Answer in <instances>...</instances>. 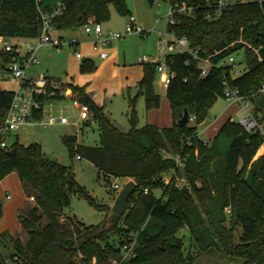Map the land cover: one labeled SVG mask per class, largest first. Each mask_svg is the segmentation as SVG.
Here are the masks:
<instances>
[{
	"label": "trees",
	"instance_id": "1",
	"mask_svg": "<svg viewBox=\"0 0 264 264\" xmlns=\"http://www.w3.org/2000/svg\"><path fill=\"white\" fill-rule=\"evenodd\" d=\"M59 1L63 8L51 20L54 30L101 24L109 18L110 5L127 14L123 0H0V37L36 38L41 29L40 12L51 11ZM216 1L167 0L174 22L167 23L166 31L186 36L188 49L212 62L241 52L246 69L233 77V62L212 68L202 77L187 52L168 55L165 63L173 74L165 87L170 126L146 123L137 127L133 99H129V130L122 132L84 86L64 85L72 98L87 105L98 130V145H79L75 136L62 137L69 155L88 160L105 177L135 183L117 222L109 224L105 219L102 224L84 225L61 217L72 194L94 203L71 170L46 159L38 143L22 145L15 139L7 148H0V180L15 172L34 201L18 217L25 242L7 232L0 234V264H9L14 256L20 264H194L200 253L214 247L228 259L264 264V153L253 160L263 134L245 133L229 118L220 125L211 145L197 133L216 97L223 98L224 83L251 102L264 127V95L257 93L264 82V1L261 5L237 3L214 16ZM182 3L190 8L189 13L176 9ZM15 56L0 49L3 64ZM94 69L91 59L80 60V72ZM155 74L154 66L145 64L136 84L134 98L143 96L146 111L160 103L152 86ZM12 96V90H0V126ZM183 109L188 116L179 125ZM41 113L32 117L39 119ZM219 136L230 139L223 153L213 147ZM12 148L15 152L10 156L6 151ZM178 179L184 184L177 185ZM184 229L189 235L187 245L185 236L178 235ZM112 237L116 243L110 241ZM130 244L133 255L122 259V246Z\"/></svg>",
	"mask_w": 264,
	"mask_h": 264
},
{
	"label": "rangeland",
	"instance_id": "2",
	"mask_svg": "<svg viewBox=\"0 0 264 264\" xmlns=\"http://www.w3.org/2000/svg\"><path fill=\"white\" fill-rule=\"evenodd\" d=\"M123 1L127 8V14L118 13L115 7L110 5L109 18L101 23L102 31L109 30L123 33L129 16H133L143 32L141 34L132 32L124 35L121 39L112 40L106 47L111 58L107 59L103 65L100 66L97 56L90 52L89 55L95 69L80 72V61L74 58V53L84 54L89 52L87 48H83L82 45L76 47L62 45L60 48L43 45L35 52L38 63L24 68L26 76L30 73L43 74L46 77L55 76L60 78L62 85L60 92L55 94L56 98L49 99L44 103L39 119L33 118L19 126L14 133L17 137L16 140L22 145L38 143L46 159L56 161L71 170L75 181L83 187L94 203H90L83 196L72 194L70 196V204L61 210V217H70L84 225L102 224L107 219L119 190L131 179L105 177L88 160L76 155L72 157L69 155L68 148L62 141V137L75 136L79 145H98V130L96 122L89 116L85 120L79 119V110L72 104L71 90L64 87V85L67 82H73L84 86L85 90L91 93L93 101L102 105L106 116L122 132L129 130L131 109L129 99H133L137 127L150 123V120H157L158 116L162 117L169 114L165 87L159 82L156 74L152 86L153 91L159 96L160 103L157 108L150 109H157L152 111L155 112L152 118L150 117V110H145L143 96L138 95L135 98L134 96L137 90V81L145 65L138 63V59L155 54L159 36L166 40L172 38V34L166 31V26L169 22L170 5L167 0H152L150 3L148 0ZM51 36H61L67 41L71 37L77 39L79 36L82 38L84 33L81 28L75 31L62 29L53 30ZM16 41V39H10V43H15ZM19 41L29 42L32 45L37 42L35 38L19 39ZM2 46L3 41H0V49H2ZM232 56L234 64L231 69V75L235 77L246 69V65L241 52H235ZM6 65L7 63L3 64L0 61V88L14 90L15 84L9 73L5 71ZM243 114L242 104L228 103L221 96H217L207 111L204 118L205 121L197 126V133L202 140L211 145L213 137H211V132L208 133L205 130L207 124H217L220 120L226 118L237 122ZM50 115L56 118L65 117L66 123L54 122L45 124L46 119ZM14 140L15 138L11 137L9 143ZM229 142L228 138L220 136L213 144V147L216 151L223 153L227 150ZM261 151L262 149L259 152ZM259 156V153L256 152L253 160ZM112 184H116L118 188L116 190L112 189ZM154 194L158 196L159 191H155ZM6 195H9V197L7 198ZM24 200V189L15 172L0 180V233L7 231L18 237L24 235L25 232L21 228L18 219L19 213L22 212V210L18 212V207L24 204ZM95 204L102 205L105 209L99 210ZM178 235L185 236L184 243L187 245L189 242L187 231L185 229L180 230ZM110 241L116 243L114 237L110 238ZM194 264L243 263L235 259H228L219 248L214 247L200 253L196 257Z\"/></svg>",
	"mask_w": 264,
	"mask_h": 264
},
{
	"label": "built area",
	"instance_id": "3",
	"mask_svg": "<svg viewBox=\"0 0 264 264\" xmlns=\"http://www.w3.org/2000/svg\"><path fill=\"white\" fill-rule=\"evenodd\" d=\"M264 0H217L213 5L214 16H219L221 12L234 4L243 3H256L261 5ZM63 4L61 1L57 2L55 7L49 12H40L41 29L39 35L35 38L37 40L35 45L29 42H21L19 39L15 43H10V40L3 39L2 49L9 53H15L16 56L9 62H7L5 71L9 73V76L14 80L17 85L13 90L12 100L7 109L3 124L0 126V148H7L9 146L8 138L19 128L23 123L29 122L33 119L32 115L35 112L42 111L44 103L52 98H55V94L60 92L61 82H55L50 80L43 74H36L34 76H26L24 74V68L28 65L37 64L35 52L43 45H51L56 48L62 47V45H68L76 47L79 42L75 37H71L67 41L63 37H52L51 32L54 30L51 25V20L61 12ZM178 11L190 12V8L183 3L176 8ZM173 9L169 12V23L173 24ZM84 34L91 37L90 46L91 50L100 58L104 59L107 56L106 47L112 40H118L129 33L141 34L143 30L136 23L133 16H129L128 23L124 27L123 33L111 32L109 30L103 32L101 24L88 23L81 27ZM187 38L184 35L174 36L169 40H166L159 36L156 43V51L153 56H143L138 59V63L150 64L155 68V73L158 76L159 82L166 87L170 78L173 76L172 72L165 63V58L170 54H177L181 52H187L191 55L195 61L196 68L199 71L200 76H206L212 68H219L221 66L232 65L234 62L232 54H228L216 62H212L209 58L199 57L195 51L188 49ZM179 49V50H178ZM218 52H215L217 54ZM76 59H82V54L79 52L74 53ZM257 93L264 95V82L260 85ZM223 98L228 103L242 104L244 114L238 119L237 123L244 130L245 133L251 134L259 131L264 136V127L260 125L259 114L253 113V107L251 102L237 94L235 89L229 88L224 83ZM73 105L79 110V119H87L89 116L87 105L78 102L72 98ZM250 106V107H249ZM193 120V116L189 118ZM54 122L66 123L65 117L56 118L49 116L46 119L45 124H52ZM7 138V139H4ZM260 146L264 147V139ZM176 162L180 165L178 159ZM167 180H164L166 183ZM184 184L183 179L177 180V185ZM112 189L116 190L118 187L116 184H112ZM132 245H123L122 252L123 258L132 256ZM9 264H20L15 256L12 260L7 261ZM116 264L115 261L112 262Z\"/></svg>",
	"mask_w": 264,
	"mask_h": 264
},
{
	"label": "crops",
	"instance_id": "4",
	"mask_svg": "<svg viewBox=\"0 0 264 264\" xmlns=\"http://www.w3.org/2000/svg\"><path fill=\"white\" fill-rule=\"evenodd\" d=\"M135 21H136V18H135ZM136 23L138 24V22L136 21ZM80 28H78V29H71V31L73 30V31H75V30H79ZM75 33V32H74ZM57 37H61V36H57ZM78 39H80V40H82V41H80V40H78ZM90 39H91V37L90 36H88V35H86V34H84V37H77V41L79 42V45L78 46H83V48L85 47V48H87V50L89 51V52H85L84 54H82V59L83 58H88V59H91V57H90V52H92V53H94L95 54V52H93L92 50H91V46H90ZM3 39L0 37V41H2ZM109 53H108V51H107V56H106V58H104V59H100L96 54V56H97V58H98V60L100 61V66L101 65H103V63L107 60V59H110L111 57L108 55ZM75 58V57H74ZM76 59V58H75ZM76 60H78V61H80L81 59H76ZM34 75H36V74H34V73H30V74H28L27 76H29V77H31V76H34ZM141 76H142V74H141ZM141 76H140V78H141ZM49 78V77H48ZM140 78H139V80H140ZM138 80V81H139ZM13 82H14V84H15V87H16V85H17V83L14 81V80H12ZM137 81V82H138ZM68 84H72V85H78V86H81V85H79V84H77V83H73V82H67ZM15 89V88H14ZM0 90H8V89H4V88H0ZM13 91V90H12ZM85 92H87L86 90H85ZM87 93H89L90 95H91V93L90 92H87ZM67 96H69V95H67ZM65 97H66V92H65ZM168 102V101H167ZM96 103V102H95ZM97 104V103H96ZM97 105H99V104H97ZM169 105V104H168ZM99 106H102V105H99ZM103 108V107H102ZM157 110V109H156ZM156 110H150V112L149 113H151V118L153 117V113H155V112H152V111H156ZM227 119V118H226ZM226 119H223V120H220L217 124L216 123H209V124H207L206 126H205V130L209 133V132H211V137H214L215 136V134L217 133V131H218V129H219V127H220V125L226 120ZM205 121V120H204ZM171 122H172V119H171V113H170V108H169V114H166V116L165 115H163L162 117H160V116H158V118H157V120H150V123H148V124H152V125H155V126H158V127H168V126H170L171 125ZM203 123V122H202ZM202 123H200V124H202ZM161 124V125H160ZM199 124V125H200ZM216 124V125H215ZM198 125V126H199ZM15 133V132H14ZM12 134L9 138H8V142H9V139L11 138V137H14L15 139H17V137H16V135L15 134ZM199 136V135H198ZM220 137V136H219ZM218 137V138H219ZM224 137V136H223ZM217 138V139H218ZM227 138V137H226ZM229 139V138H228ZM229 141H230V139H229ZM260 149H262V151L261 152H259L260 151ZM257 153H259V155H261L262 153H264V147L263 146H260L259 147V149L257 150ZM12 173V172H11ZM10 174V173H9ZM9 174H7L6 176H9ZM16 174V173H15ZM17 175V174H16ZM6 176L4 177V178H6ZM4 178H2V179H4ZM24 195H25V200H24V204L20 207H18V212H19V210H22V212H20L19 213V215H21V214H23L24 212H25V210L27 209V208H29V207H31V206H33V204H34V201H33V197L30 195H28V194H26L25 192H24ZM6 197L8 198L9 197V195H6ZM24 206V207H23ZM23 207V208H22ZM1 215V214H0ZM19 215H18V217H19ZM20 224V223H19ZM21 226V225H20ZM3 232H7V231H3ZM2 233V232H1ZM0 233V234H1ZM11 237H13V238H18V239H20V241L21 242H25V240H26V234L24 233V235L22 236V237H18L17 235H12L11 233H9V232H7Z\"/></svg>",
	"mask_w": 264,
	"mask_h": 264
},
{
	"label": "water",
	"instance_id": "5",
	"mask_svg": "<svg viewBox=\"0 0 264 264\" xmlns=\"http://www.w3.org/2000/svg\"><path fill=\"white\" fill-rule=\"evenodd\" d=\"M50 80L55 82H60V78L55 76H48ZM187 110L183 109V113L180 119L177 120V124L183 125L187 120ZM15 148H12L10 150H7L6 153L10 156L14 155ZM135 190V183L132 180H128L122 188L119 190L113 206L107 216V222L109 224H114L117 222L119 217L123 214V212L126 209V204L129 196L134 192Z\"/></svg>",
	"mask_w": 264,
	"mask_h": 264
}]
</instances>
